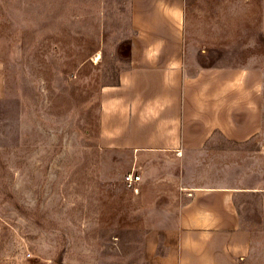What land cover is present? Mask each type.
I'll use <instances>...</instances> for the list:
<instances>
[{
    "label": "rangeland",
    "instance_id": "1",
    "mask_svg": "<svg viewBox=\"0 0 264 264\" xmlns=\"http://www.w3.org/2000/svg\"><path fill=\"white\" fill-rule=\"evenodd\" d=\"M228 1L205 23L216 48L192 64L260 69L259 132L139 159L99 140L100 92L128 66L130 0H0V264H157L181 194L211 187L237 191L245 264H264V37Z\"/></svg>",
    "mask_w": 264,
    "mask_h": 264
},
{
    "label": "crops",
    "instance_id": "2",
    "mask_svg": "<svg viewBox=\"0 0 264 264\" xmlns=\"http://www.w3.org/2000/svg\"><path fill=\"white\" fill-rule=\"evenodd\" d=\"M228 4L236 10L232 21L245 24L246 33L252 21L264 37V0ZM130 11L128 66L100 92L103 148L151 158L199 151L215 135L244 143L259 132L260 69L192 64L195 53L216 48L218 29L205 23L217 22V0H130ZM236 193L228 187L182 193L175 221L160 228L169 248L157 264H245L251 236L241 226Z\"/></svg>",
    "mask_w": 264,
    "mask_h": 264
},
{
    "label": "built area",
    "instance_id": "3",
    "mask_svg": "<svg viewBox=\"0 0 264 264\" xmlns=\"http://www.w3.org/2000/svg\"><path fill=\"white\" fill-rule=\"evenodd\" d=\"M141 181V177L134 173V172H130L127 173L124 177H123V182L125 184V186L130 189L131 191H133L134 193L138 192V185Z\"/></svg>",
    "mask_w": 264,
    "mask_h": 264
}]
</instances>
